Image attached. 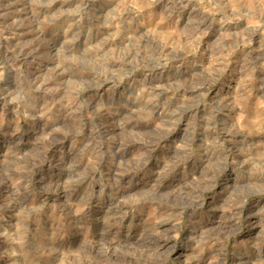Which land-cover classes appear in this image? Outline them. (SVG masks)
<instances>
[{"label": "rangeland", "instance_id": "obj_1", "mask_svg": "<svg viewBox=\"0 0 264 264\" xmlns=\"http://www.w3.org/2000/svg\"><path fill=\"white\" fill-rule=\"evenodd\" d=\"M221 2L191 0L201 6L197 12L190 0H184L189 6L182 10L177 0H0V264H73L89 237L104 234L121 243L137 237L160 210L124 208L122 222L108 232L111 215L119 213L109 195L112 186L140 194L155 183L165 161L183 160L180 168L169 170L160 189L179 195L186 181L219 168L210 151L219 148L218 141L230 153L229 166L203 194L200 212L212 207L209 220L219 224L232 214L233 192L264 183L257 167L264 166V89L259 88L264 72L233 78L245 53L248 62L260 63L262 53L256 50L264 48V32L245 34L247 42L239 37V50L229 47L236 21L229 18L227 30L220 28L223 17L214 5ZM173 4L177 11L169 18ZM204 17L220 23L209 30ZM240 23L264 28L260 20ZM134 63L143 66L133 80L127 71ZM152 67L151 74L143 70ZM221 71L207 91L201 89L206 103L189 109L178 127L160 137L158 117L192 100L194 93L187 89L202 74L215 77ZM113 73L121 76L115 87ZM83 80L101 83L81 92ZM32 81L41 88L34 94L40 111L25 117L17 93L28 90ZM217 93L232 97L235 110L211 111ZM78 102L86 105L82 111H74ZM233 124L238 131L226 136L224 128ZM53 129L50 142L39 139ZM84 144L95 159L80 151ZM42 147L46 155L36 159ZM146 155L147 167L137 168ZM246 160L242 167L232 163ZM89 167L107 186L99 198V183L86 187L76 179ZM85 198L91 203L82 204ZM240 217L243 227L222 251L203 250L201 264H264V195L248 196ZM38 248L45 250L43 255ZM180 251L177 247L169 264H175Z\"/></svg>", "mask_w": 264, "mask_h": 264}, {"label": "clouds", "instance_id": "obj_2", "mask_svg": "<svg viewBox=\"0 0 264 264\" xmlns=\"http://www.w3.org/2000/svg\"><path fill=\"white\" fill-rule=\"evenodd\" d=\"M177 4L180 10L189 6V4L184 3V0H177ZM191 7L194 11L198 12L201 6L195 3L191 4ZM214 7L219 15L223 17L224 23L220 25L221 29L227 30L226 26L229 25V18L236 21L235 26L232 28V38L229 47L239 50L241 44L239 37L244 36L245 42H247L248 38L245 34L264 32V28H256L255 25L242 26L240 23L241 20L264 21V0H222L221 3L214 5ZM170 9L168 11L169 18L177 11V5H171ZM203 22L209 30H211L213 24L220 23L216 17H204ZM219 30L217 29V31ZM196 38L198 39L199 37ZM256 51L262 53L260 63L248 62L250 54L245 53L238 68L233 70V78L237 74L244 73L251 76L257 70L264 72V48L257 49ZM143 63H147V61L145 60ZM143 63L132 64L127 71L128 77L134 80V73L142 68ZM143 70L147 74H151V72L155 71V67L144 68ZM222 74V71L215 77H208L202 74V79L195 87L190 85L187 90L194 93L192 100L186 103L174 104L162 116L158 117L163 125L158 130L159 136L167 137L170 129L178 127L185 116L189 114V109H195L199 104H205L206 101L201 89L207 91L211 84L215 80H218ZM245 78L247 79V76ZM111 79L113 81V87H115L121 79V76L119 73H113ZM101 80L108 82V77L102 75ZM101 80H83L80 85L81 92L98 88ZM259 88L264 89V80L259 82ZM40 91L41 88L35 81H32L28 84V90H22L17 93V97L21 101V107L24 109L22 115L25 117L29 116L30 111L39 114L40 109L37 106V100L34 94ZM243 94L245 96L247 95V87H245ZM235 105L236 102L232 97L225 98L220 93H217V97L213 98L212 104L208 107L214 112L225 111L230 113L235 110ZM85 106V103L78 102L74 111H82ZM245 107H247L246 104ZM159 110V108L156 109V111ZM30 118L35 119L36 115H32ZM189 123H191L190 116ZM17 131H19V128H17ZM55 131L56 129H53L52 133H46L39 139L50 142V138L54 135ZM236 131H238V127L235 124L231 128L227 126L224 128L226 136H231ZM153 143L158 144L159 139L154 140ZM217 143L219 144V148L210 149V151L214 152L219 168L212 169L211 176H205L196 181H186L182 190H177L180 193L179 195L177 192H162L160 189L162 181L167 179L166 174L169 170L175 171L180 168L184 163L183 160L177 161L172 159L165 161L160 174L155 177V183H151L150 187L140 194L124 191L119 185H113L109 195L113 197V207L119 209V213L118 215H111L106 231L110 232L112 228L122 222L124 208H127L130 212L144 211L146 208H156L160 210V214L146 224L143 233L128 240L126 243L114 242L104 234H101L99 238L89 237L85 239L79 249L80 256L73 257V264H169L170 257L177 247L181 251L180 255L176 256L175 264H201L203 250L215 247L218 251H222L226 247L229 238L243 227V221L240 217V209L242 208L243 202L250 195H264V183L259 185L250 184L248 186L249 190L247 191L237 189L230 196L229 207L232 209V214L225 216L219 224L211 222L209 217L214 213L212 207L208 209L207 213L200 212L203 204V194L211 190V182L215 175L223 168L229 166L230 155L224 149L222 142L218 141ZM88 149H90V145L84 144L80 151L85 156L89 154L93 155L95 159V153L86 151ZM179 151L188 152L187 149H181ZM44 155H46V147H42L36 153V159H41ZM262 160H264V157H262ZM232 163L234 167H242L244 163H249V161L246 160L241 163L233 161ZM252 163L255 164L254 161ZM147 165L148 156L146 155L142 163H137L135 166L137 168H146ZM257 167H259L261 173H264V166L257 165ZM95 171L94 167H89L85 171L77 172L76 179L86 187L99 183L101 185V191L96 194L97 198H99L107 186L103 183V176L100 179H96ZM120 196L125 198L121 200L119 199ZM81 203L88 205L91 203V200L85 198ZM189 208L192 211L188 212L187 217H185L184 213ZM76 225L80 227L82 232L87 231L86 225L80 224L79 221L76 222ZM129 236H131V233H129ZM44 251L42 248L37 249L39 255H43ZM185 252L190 253V255L185 256Z\"/></svg>", "mask_w": 264, "mask_h": 264}, {"label": "bare ground", "instance_id": "obj_3", "mask_svg": "<svg viewBox=\"0 0 264 264\" xmlns=\"http://www.w3.org/2000/svg\"><path fill=\"white\" fill-rule=\"evenodd\" d=\"M64 46V45H63Z\"/></svg>", "mask_w": 264, "mask_h": 264}]
</instances>
